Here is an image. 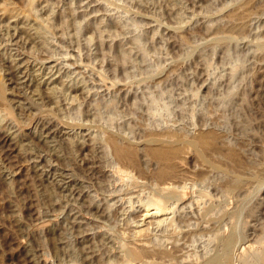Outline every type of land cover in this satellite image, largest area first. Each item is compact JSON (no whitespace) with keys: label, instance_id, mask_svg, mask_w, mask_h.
<instances>
[{"label":"rangeland","instance_id":"374dc122","mask_svg":"<svg viewBox=\"0 0 264 264\" xmlns=\"http://www.w3.org/2000/svg\"><path fill=\"white\" fill-rule=\"evenodd\" d=\"M261 41L264 0H0V264H206L232 232L233 264H264ZM171 129L218 148L186 144L182 192L144 216L162 184L149 133Z\"/></svg>","mask_w":264,"mask_h":264},{"label":"bare ground","instance_id":"6f19581e","mask_svg":"<svg viewBox=\"0 0 264 264\" xmlns=\"http://www.w3.org/2000/svg\"><path fill=\"white\" fill-rule=\"evenodd\" d=\"M5 11L6 12H8L9 14H11V13H13V11L12 10H9V8L7 9H5ZM234 12V11H233ZM236 13H237V11H235V13H233V14H235L236 15ZM232 13H231V15H233ZM237 14H239V12L237 13ZM237 16V15H236ZM12 17V16H11ZM52 17V16H51ZM50 16H49V18H51ZM232 17V16H231ZM48 18V19H49ZM26 20V19H25ZM25 22V21H24ZM50 25V24H49ZM28 28V27H27ZM37 28V27H36ZM23 31V30H22ZM25 32V31H24ZM38 32H39V30H38ZM39 34V33H38ZM31 35V34H30ZM33 37V36H32ZM262 42V45L264 44L263 43V41H261ZM261 45V44H260ZM264 48V47H263ZM259 49H260V47H259ZM261 50V49H260ZM264 51V50H263ZM17 69V68H16ZM3 91H4V83H3V80L0 78V93H3ZM1 96V95H0ZM3 96V95H2ZM170 130V129H169ZM172 130V129H171ZM176 130H172V131H167V133L166 134H159V132H158V134L157 135H155L156 133H149V136H150V139H151V137H153V145L151 146L150 145V147H149V145H148V149H149V152L151 153V155H153L154 157H155V159H157L158 161H159V163H160V166H159V169L157 170V172H156V176L157 177H159L160 179H158V180H162V181H160V183L162 182V184L161 185H159V184H157V188H156V192L150 197V199H149V204L147 205L148 207L146 208V212L144 213V216H145V214H148L147 213V210L150 212L151 211V209H153V212H155L156 214L158 213L159 214V212H162V211H165V209L167 208V205H168V203H167V197L168 198H171V197H169V196H172L173 194H179L180 195V193L182 192V190H181V188H179V186L176 184H173V182L171 181V179L173 178V177H175V178H182V177H180L181 176V174H182V172H181V161L179 160V159H181V157H180V153L183 151V148H185L186 147V144H188V143H191L193 146H195L196 147V149H198V151H199V153L200 154H203V152L204 151H208V153L210 154L211 152H209V150H211V149H217L218 148V141H219V137H220V135H219V133L217 132V131H215V130H210V131H202L203 133H201L199 136H197V137H195V138H192V139H188V137H187V135L185 134V133H180L181 135H179V131H178V134L175 132ZM109 134V136L107 137V139L105 140L106 142H104L105 144L107 143V144H109V143H111L113 146L112 147H114V152L116 153V155H117V157H119V160H123V161H126V162H128V161H130L131 163L130 164H128V165H131L130 167H132V165H133V167H134V164L137 162V154H138V148H136L137 146L134 144V143H132V144H130V142H128V143H126V142H123L124 140H123V138L122 137H120V135L119 134H117V133H113V132H110V133H108ZM154 134V135H153ZM183 134H185V135H183ZM194 137V136H193ZM149 139V140H150ZM176 140V142L179 140V143H170V142H166V141H175ZM107 141H110V142H107ZM128 141V140H127ZM225 143H227V142H225ZM110 144V145H111ZM135 146H134V145ZM220 144V143H219ZM230 145V144H229ZM106 146H108V145H106ZM227 146H228V143H227ZM230 147V146H229ZM233 147V146H232ZM220 148H222V146L220 145ZM219 148V149H220ZM219 149L217 150V151H219ZM112 150H113V148H112ZM223 150V149H222ZM211 151H213V150H211ZM217 151H215V152H217ZM220 152H222V151H220ZM204 153H206L207 154V152H204ZM212 153H214V152H212ZM223 153V152H222ZM182 154V153H181ZM209 154H208V156H209ZM215 155L217 154V153H214ZM213 154V155H214ZM219 154V153H218ZM217 154V155H218ZM198 155V154H197ZM205 155V154H204ZM213 155H210L211 156V158H212V156ZM220 155H223V154H221L220 153ZM225 155H227V154H225ZM230 155H231V157H237V151L234 149V148H231L230 149ZM178 156H179V158H178ZM203 157V156H202ZM214 157V156H213ZM219 156H217V157H215V158H218ZM228 157V156H227ZM177 158H178V160H177ZM206 158V157H205ZM214 158V160L215 161H218L219 159H215ZM213 159V158H212ZM211 159V160H212ZM232 159V158H231ZM248 160H250L249 162L251 163V159H248ZM221 161V160H220ZM253 162H254V160H252ZM103 162V161H102ZM219 162V161H218ZM222 162V161H221ZM235 162H237L236 160H235ZM239 162V161H238ZM238 162H237V164H238ZM250 163H249V165H250ZM263 163V162H262ZM117 164H118V162H117ZM121 164H123V163H121ZM138 164V163H137ZM137 164H135L136 166H137ZM221 164H223V163H221ZM236 164V163H235ZM236 164V165H237ZM240 164H242V163H240ZM238 165V168H240L239 166H241V165ZM243 164H245V163H243ZM256 165H257V163H255ZM126 165V164H125ZM124 165V167L123 166H120V165H117L116 166V171L118 172V173H121L122 175H132V173H131V170L129 169V167H127V166H125ZM233 165V164H232ZM255 165V166H256ZM224 166V165H223ZM251 166H253V164L251 165ZM251 166H249V167H251ZM255 166H254V168H255ZM256 167H258V165L256 166ZM215 168H216V165H215ZM242 168V167H241ZM240 168V169H241ZM259 168V167H258ZM257 168V169H258ZM262 168V167H261ZM227 169H229L228 167H227ZM231 169V168H230ZM233 169H236V167L235 168H233ZM244 169H245V167H244ZM247 169H249V168H247ZM263 169V168H262ZM242 170H243V168H242ZM155 171H156V169L153 171L154 172V174H155ZM248 171V170H247ZM259 171V170H258ZM257 171V172H258ZM152 172V173H153ZM225 172H226V175H228V177L230 178V188L233 190V189H236L237 188V190L238 189H240L241 187H243L244 185V182H245V177H247V176H245V177H243V176H241V175H238V174H233L232 172H234V171H232L231 172V170L230 171H226V169H225ZM252 172H253V170H252ZM260 172V171H259ZM264 172V171H263ZM145 173V172H144ZM247 173V172H246ZM254 173V172H253ZM153 174V175H154ZM250 174V173H249ZM262 174H264V173H262ZM252 175V174H251ZM152 176V175H151ZM155 176V175H154ZM153 177V176H152ZM157 177H155V178H157ZM227 177V176H226ZM154 178V177H153ZM228 178V179H229ZM248 178V177H247ZM250 178V177H249ZM256 178H258L257 180H259V179H262V176L258 173V174H256ZM249 180V179H248ZM254 181H255V179L253 180V182L251 181V184H253L254 183ZM227 182V181H226ZM248 182V181H247ZM249 182H250V180H249ZM157 183V182H156ZM225 183V181L223 182V186L225 185L224 184ZM228 183V182H227ZM246 183V182H245ZM249 184V183H248ZM255 184V183H254ZM229 184H227V186H228ZM250 185V184H249ZM226 186V185H225ZM227 186H226V188H227ZM246 186H247V183H246ZM178 187V188H177ZM233 187V188H232ZM229 188V186H228V189H229V191H232L231 189ZM250 188V187H249ZM243 189V188H242ZM245 190V189H244ZM150 206V207H149ZM155 209V210H154ZM168 209H169V207H168ZM168 209H166V210H168ZM236 211V210H235ZM234 211V212H235ZM241 211V210H240ZM166 212V211H165ZM151 213V212H150ZM155 214V215H156ZM163 214V213H162ZM234 215V214H233ZM138 232L140 233V234H144L145 233V229L144 228H141V229H139L138 230ZM218 236H220V234L218 235ZM219 239V238H218ZM222 240H224V237H223V239ZM223 242V241H222ZM236 243H237V234L235 233V232H232V233H230L229 235H228V237L224 240V242L222 243V245L220 244V249L216 252V253H214L213 255H211L210 257H209V259H208V261H207V263L206 264H233V262H234V257H235V251H236V249H235V247H236ZM241 246H242V244H241ZM125 247H126V249H127V252H128V254L130 255V257L133 259V257H134V259L135 258H138L143 252H145V251H148V248L145 246V245H140V244H137V243H127L126 242V244H125ZM219 248V247H218ZM215 249V248H214ZM238 249V248H237ZM239 249H241V247L239 248ZM161 251H159L158 249H157V251H159V252H161L162 254H163V252L162 251H164V249L162 250V249H160ZM156 251V253H158V257H159V252H157ZM167 252H169L170 253V251L168 250ZM172 253V252H171ZM171 253H170V255H171ZM239 253V252H238ZM241 254H246L247 253V246L245 245L243 248H242V250H241V252H240ZM166 254H168V253H166ZM128 255V256H129ZM163 255H165V253L163 254ZM160 256L161 258L162 257H164V256ZM170 255H165L166 257H165V259L166 258H168ZM173 255V254H172ZM128 256H127V259H128ZM174 256H175V254L173 255V258H174ZM259 257H260V259L263 261L264 260V252H261L260 254H259ZM130 258V260H128V261H130L131 262V259ZM170 258V257H169ZM171 258H172V256H171ZM169 259V262H170V260H173V259ZM205 259V258H204ZM127 261V262H128ZM177 261V260H176ZM180 261L178 260V263H179ZM181 263V262H180ZM202 263V262H201ZM201 263H199V264H201ZM128 264V263H127ZM131 264V263H130ZM172 264V263H171ZM177 264V263H176ZM204 264V263H203Z\"/></svg>","mask_w":264,"mask_h":264}]
</instances>
